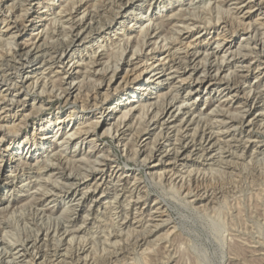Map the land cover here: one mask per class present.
<instances>
[{"label": "rangeland", "instance_id": "obj_1", "mask_svg": "<svg viewBox=\"0 0 264 264\" xmlns=\"http://www.w3.org/2000/svg\"><path fill=\"white\" fill-rule=\"evenodd\" d=\"M24 1L26 2V0H0V14H5L6 12L8 13L9 11L7 10H10L13 7V12L17 13L16 16L20 15L19 17H21L22 13H20V11L24 9V7L25 9L28 7V3H25ZM70 1L71 0H40L39 2L42 3L40 6L37 4L38 1L31 2L33 6H39H36L38 10H36L37 14L34 15L35 18L38 17L34 24L36 28H27L26 33L17 40L13 39L15 38L14 34L11 35L10 33L5 32V28L3 27L5 25H3L4 20L0 17V78H4L8 82L11 81L14 84L12 85V89L15 88L13 91L6 92V88L0 87V139L10 136V141L6 142V146L13 143V147L16 148L18 145V147H21V152L25 155V151H27L28 147L31 146L28 145L27 142H24L25 139H31L32 142L34 140L39 141L41 134H43V132H40V127L44 124L46 119H54L57 115L66 116L70 112L76 113L77 118L81 117L80 128L83 127L85 130H93L96 121L95 118L98 116L96 115L98 111H95L94 115L88 114L91 110L93 111L94 109H98L100 107L98 104L103 101H105L106 104H111L113 102V97L116 95L114 94L115 92H113L114 88L125 76V73L120 70L119 73L121 74L119 76L121 78L119 77L118 82L113 85L114 87H111V90L107 91L106 87L97 89L101 79L99 80V75L97 74V76H94L96 73L95 66L93 65L96 61L94 59L95 56H102V62L104 63L101 67H99L100 70L97 68L99 71H105V68L107 69L108 67L112 68L115 60L120 57V52L123 50L122 47H124V44L126 43L125 41L128 40V34L129 38H131L128 41L131 53L137 43L138 49H140L137 51L142 52L147 43L149 44L147 45L150 46L153 42L152 38L154 35L151 31L154 29L156 33L159 34V37H162L159 41L167 38L165 43L176 44L177 47L174 48L175 51L177 50L176 52L179 53L184 51V53H180V56H183V64L185 66L182 64L180 70L174 69L173 71L175 73L172 71L173 74L170 75V77L173 76L174 82H170L169 88L166 86L162 93H167L165 97L166 100H162V104L160 103V105H164L165 102L166 106L172 100L175 107H179L181 104L183 107H187H182L184 111H182V113L188 112L187 109H191L193 111H191L192 115L190 117L193 121L191 122V125L189 123L188 128L192 131L193 128L195 131L198 130L196 132L199 136H197L199 141L201 135L205 132L204 134L207 136L208 146L207 162L203 161L204 158L199 159L196 164L189 163L185 166L179 162L177 165L178 167H175L172 173L171 170H166V177H163L160 180L156 178L155 180L152 178V175L148 174L150 167L148 164L143 163V155H139L136 159L133 157L129 159L125 154H123L121 147L116 143L111 135H104L101 137V142L110 148L111 156L113 157L110 160L114 163L113 166L125 168L126 170L131 171V173L133 172V174H129L128 179L126 178V181L124 179V182L114 183V188L112 187L111 189L112 192L109 191V193H111L109 197H98L96 205H92L91 208L90 204L85 202L73 212L70 210L66 212V207H64L65 205L63 203L56 202L55 204H51L50 201L52 199H42L44 194H47L49 191H53L54 188L52 187L54 184L52 185V183L57 181L59 183H65V181L61 179V176H59L61 174H58L57 172V176L52 179V182H50L52 176H47L45 175L46 173H40L41 171L36 170L35 160L30 158L19 160L18 157H13L11 161L8 155L13 154L14 150L10 151L9 154L0 150V161L3 156L4 160L8 159L7 161L11 163L8 165L10 168H7L5 172L6 178L8 179L9 177V180L16 179L15 187L0 192V200L3 201V204L0 205V209L2 208L0 210V259L2 258L0 260V264H31L29 261L33 260L38 253L45 257L43 259L46 260L47 264H50L48 262L55 259V257L52 258V256L60 257L65 252L67 247L73 250L74 248L76 249L80 243L78 237L83 231L87 232L86 235H88V240H86L87 242L85 243H87L88 246V251L86 252L88 255L90 253V257L87 255L86 258H82L83 260L88 261L87 264H264V60L260 51L258 49L254 50L255 42H259V40L262 39L264 40V18H260V16L257 15L258 12L256 11V8H252L251 10L252 4H249L248 6V2H250V0H183V2L180 3L178 0H158V2H161L164 6L168 5L167 10H161L162 12L159 14L160 18H157V21L153 22L151 24L152 26H149L151 31L144 32L143 36H141L139 40L138 34L141 32V29H145V26L148 24L145 23L143 25L144 28H140V26L134 28L135 31L133 34L132 32L130 34L128 29L121 28L120 23L124 22V19L121 18V16L124 14H120L121 11L118 9L119 4L116 3V0H106V2L105 0H91L88 3V5L91 6L87 9L88 11L86 10L87 12L85 14L90 12V14L92 13L95 15L93 16L91 14L93 16L91 20L92 22L87 21L85 24L83 22L76 23L77 20L83 17V12L81 11L77 14L76 12L79 11V8L77 11L74 9L72 12L73 6L68 5ZM171 3L175 6V12L171 11ZM52 4L55 7H53ZM151 4H155L154 7L158 5L154 0H142V2L139 3L142 7L137 8L135 12H129V20L127 19L126 26H130L131 28L135 23L134 18L142 16L143 12H148L151 8ZM46 6H52L50 12H47V9L44 8ZM178 9L180 12H178ZM177 12L181 14H178ZM245 15H247V17L251 15L252 19L248 20ZM130 20L133 22L130 23ZM243 20H245V22H243ZM89 23H92V25L87 27V24ZM185 27L195 28L191 29V34L193 33V40L191 39L189 41L192 44H190V46L189 44H185L187 46H184L177 42L179 38L178 33ZM214 28H218V30L215 31ZM76 33L79 34L81 43H78L77 45L79 46L74 50H78V54L82 52L84 55H87V58L80 63L81 66L78 68V72L80 74H78L75 80V82H77V87L81 85L80 88L82 92H76L77 94L75 96L77 98L75 97V100L65 102V100L62 99L63 92H65L63 90H66L68 87L67 84L70 80H68L62 72L59 73L60 71L56 69L57 65L52 66V58L55 56L56 50L61 49V47L65 48L71 43L69 39L73 40ZM213 33L220 34V37L217 38L216 34ZM250 33L254 38V41L250 43L251 49L245 46V41ZM39 34L41 36V41L37 45H44L45 47L43 46L42 49L47 48L43 54H46L45 52H49L51 49V52L53 53H51V55L47 53L48 55H46V60L44 59V62L49 60L50 63L44 68L42 67L43 59H41L40 64H38V61L33 64H29L31 63L30 60L26 59L25 55L22 54L25 53L24 51L26 47L23 45L28 44L33 46L32 43L37 42L36 39ZM124 34L127 35L124 36ZM146 35H149L151 40L144 39L143 37ZM214 35V38H217V40L221 43L226 42L232 43L233 45H244L241 54L242 57L245 58L240 59L239 56H236V58H238L236 59V62L238 63H236L235 61H232L231 56H228V59L231 60H228L227 63L232 62V64L228 67L226 65H222V55H215L218 60L217 61L212 50L213 47L209 46V43H207V51L206 49L204 51V53H208V56L205 57L203 51L199 52L197 45L202 43L204 37L209 41L211 40L210 44H212L213 39L211 38ZM141 39L143 40L142 43H140V41H142ZM136 40L138 41L136 42ZM143 44L145 45L143 46ZM182 47L185 50H183ZM129 50L127 51L128 53ZM15 52L18 54L14 55ZM197 52L199 53L197 54ZM192 54H195L194 59ZM207 57L210 58L207 59ZM242 61L243 64L239 63ZM196 62H199L200 64L198 63L197 65ZM215 62L217 64H215ZM207 63L208 65H205ZM214 64L216 67L222 66L221 72L225 71L222 73V76H224V74L226 76L227 74L232 73L231 78L229 77V81L228 79L226 81L229 82L230 89L232 87L233 90H237V93H232V95L236 94V99L233 100L234 102L230 100L232 97L230 94H227L222 98L224 94L220 96L219 93H214L211 97L206 95L202 98L205 94L204 89L200 91L202 95L200 92L199 94H196L189 89L185 90V87H187L186 84L191 82V79L185 82L186 84L181 83L182 80H186L191 76L190 74L185 75V70L182 72V68L186 69L188 65H192L191 67L198 66V68H201L199 70L206 69L205 72H207L208 78L211 71H213V74L216 73V67L213 66ZM210 65H212V69ZM250 65L252 67H250ZM242 66L244 67L243 69L240 68ZM23 68H27L28 72L32 71V81L27 83L23 82V77L21 75ZM247 68L250 69V71ZM244 71L246 73H244ZM250 72L255 74L252 75ZM131 74L134 73L129 71L130 77L129 75L128 77L130 81L133 80V78H136L134 77L136 74ZM237 74L239 75L238 77H236ZM244 74L248 76H245ZM198 75L194 76L193 74V78H203L204 74L199 73ZM128 77L126 76V78ZM180 78H182L181 81ZM37 80L40 86L39 88L34 89L35 82ZM224 87H227V85L220 88L223 89ZM42 89H44V94L39 96V92L42 91ZM18 90H22L24 94L25 92L29 93L27 98L30 106L27 111L29 118L24 125L21 124V127L19 126L18 129H20V131L16 133L17 135H13L12 127H15L18 123L14 124L11 120L8 121V119L15 116L17 113L18 115H22L23 111L21 106L19 107L16 102H12L15 101L14 97ZM168 91L171 92L169 93ZM54 94L56 96L57 94L61 95L62 97H56ZM123 95L121 94L117 100L120 101L124 99ZM96 96L98 98L97 104L94 100V97ZM173 97L174 99H172ZM34 98H36L39 102L37 101L34 103ZM19 100H23V98ZM249 100L254 101L256 108V110L252 111L253 115L249 119H252L250 122L251 124L248 123L249 120H246L247 116H245L246 111L251 108L249 107ZM230 101L232 103H230ZM183 103H185V105ZM32 104H34V108H40V106L44 104L45 107L41 106L43 107L42 110H44H41V112H38L37 110L34 111L31 108L33 106ZM160 105L157 106L158 109L155 106L154 109L150 110L147 115V119L144 118L140 122L138 121L140 117L139 114L141 112L137 110V108H134L133 113L131 114L132 116L130 115L127 120L129 126L134 128L137 123H142L146 120V122L144 121V124H141L142 126L138 127L140 128L139 130L142 131L141 133H144L143 139L147 140L146 143L149 144L148 148L150 150L154 149V141H156V137L159 135V130L153 131L148 135L145 133L147 128L146 123L150 122L149 118H151L152 115L154 116L155 111L159 110V113L163 109L164 106L161 108ZM4 108L6 110H4L5 112L1 110ZM151 111L153 114H151ZM31 112L34 113L32 114ZM182 113L180 114V117L177 118L180 120L175 121V125H171V128L174 127L176 130L179 128L177 131H174L173 129L174 133L171 134V139H173V136L176 139V136L181 134L180 130L184 127V122H182ZM200 113L203 115L200 116ZM193 115L195 119L192 117ZM200 118L202 119L200 120ZM115 120L117 121L118 119L116 118ZM114 121L111 123L114 124ZM132 123L133 125H130ZM86 125H88V127ZM138 127L136 126V128ZM9 129L11 130V134L9 133ZM34 131H36L35 139L33 137ZM100 131L101 129H98L99 134H102L103 130L101 132ZM192 131H190V134ZM5 133H7V136ZM136 134L134 135L135 137ZM161 137L162 136H158L157 139L163 142L164 136L162 138ZM84 138H82L81 142ZM74 139L79 140V137ZM134 141L135 139L131 141L132 144L135 143ZM13 147L11 146L10 150L13 149ZM149 155L150 154H147L146 156L149 157ZM39 158L41 159V157ZM80 158L81 156L76 158V164H73L74 161H70V166L68 165L67 167L68 169L64 167L67 170L65 172L66 174H69L71 169L75 174L84 173L88 164L82 162ZM126 165H128V167H126ZM80 170H82V172H80ZM61 173L63 174L64 172ZM154 173L155 172H151L153 175ZM155 174L158 176V172ZM190 179H192L193 182L188 185ZM3 180L4 177H0L1 185L4 184ZM139 180L140 182H138ZM169 180L171 182L173 181V183ZM175 181L176 183L174 184ZM132 184L136 188L133 187ZM136 193H138L140 197H138L139 195ZM27 194L28 196L37 194L38 197L36 196L33 199H28ZM136 196L139 199L141 198V202L139 199L136 200ZM10 199L11 204L8 205L7 201H10ZM114 200L117 201V203ZM133 200L134 202H132ZM107 202L109 204H107ZM121 202L123 203L121 204ZM125 202L127 204L131 202L127 205L128 208H126L127 206H125ZM106 204L110 206H107ZM49 207H51V209L54 207L55 209L51 210ZM57 226L58 229H56ZM66 229L67 232H72L77 236H73L74 239L71 245L67 244V239L65 241L63 240V234L65 233H63V231H66ZM49 230L51 233L53 230L59 231L56 233L57 235L53 233L56 235L55 238H53L54 235L51 234L46 239L43 238V241L40 242L37 237L42 239L43 234L50 233L48 232ZM102 231L108 233L105 234L107 237L102 234ZM92 234L96 236L94 237ZM97 235L99 236V239ZM101 235L103 236V240L107 239L106 241L108 242H104ZM109 235L111 237H109ZM96 239L99 240V243ZM92 240L95 245L99 244L98 247H95ZM115 240L116 242H114ZM88 241L89 244L92 242L91 245L88 244ZM102 242L104 244L101 245ZM82 243L83 240H81L80 245ZM29 244L32 248H28L30 246ZM33 245H35V248ZM73 250H71V253L74 252ZM94 251L96 252L97 258H94V255H92L94 254ZM102 251H104V255L100 254ZM17 253H19V255L26 253V261L24 260L23 263L21 262V259H18L20 261L17 259L14 261L13 255ZM72 255L73 253L70 257H68V259L64 260L66 264H72L74 262ZM66 260L69 263H67Z\"/></svg>", "mask_w": 264, "mask_h": 264}, {"label": "bare ground", "instance_id": "obj_2", "mask_svg": "<svg viewBox=\"0 0 264 264\" xmlns=\"http://www.w3.org/2000/svg\"><path fill=\"white\" fill-rule=\"evenodd\" d=\"M35 1H38V5L40 6L42 3H40L39 1L40 0H26V2L28 3V7H26L27 9H22L20 11V13H22L21 17L19 16H16L17 13H14L13 12V7L10 9V10H7L9 11L8 13L6 12L5 14H0L2 20L3 21V27L5 28V32L6 33H10L11 35H15L13 39H18L20 38L23 34L26 33V30L27 28H36V26L34 25L35 24V21L37 20V18L34 17L36 13V10H38L36 8L39 7L38 5L36 6H33V4H31V2H35ZM52 1H55V0H52ZM61 1V0H59ZM91 0H71L68 5H72L73 8H72V12L74 9H77L79 8V11H77L76 13L78 14L79 12H83L82 14V18L77 20L76 23H81L83 22L84 24L87 22V21H90L92 22V18L95 14H90V12L88 14H85L89 9V6L88 3L90 2ZM98 1V0H96ZM100 1V0H99ZM156 1V5L154 7L155 4H151V8L148 12H143L142 16L140 17H137V18H134V24L133 26L130 28L127 27L126 23H127V19H128V14L130 11H136L137 8H140L142 7V5H139L140 2H142V0H116V3L119 4V11L120 14L122 13L123 16H121V18L124 19V22L120 23V27L123 28V29H128V31L133 32L135 31L134 28L140 26V28H144L143 25L145 23H147L148 25L145 26V29H141V32L138 34L139 35V40H140V37L143 36V33L144 32H149L151 31L150 27L149 26H152L151 24L153 22H156L157 18H160L159 14L162 12L161 10L162 9H166L167 10V6H164L161 2H158V0H154ZM186 1V0H185ZM188 1V0H187ZM264 0H250V2H248V6L249 4H252L251 6V10L252 8H256V11L258 12V16L263 17L264 18ZM25 2V1H24ZM23 2V3H24ZM25 2V3H26ZM104 2V1H103ZM106 2V0H105ZM138 5H137V3ZM174 2V1H173ZM178 2H183V0H178ZM18 3V2H17ZM147 3V2H146ZM154 3V2H153ZM164 3V1H163ZM166 3V2H165ZM177 3V2H176ZM244 3V2H243ZM105 4V3H104ZM103 4V5H104ZM107 4V3H106ZM168 4V2H167ZM245 4V3H244ZM53 5V4H52ZM110 5V4H109ZM171 6V11L175 12V6L173 3L170 4ZM246 5V4H245ZM25 6V5H23ZM22 6V7H23ZM147 6V5H146ZM247 6V7H248ZM16 7V6H15ZM51 7L52 6H46L44 8L47 9V12H50L51 10ZM53 7H55L53 5ZM77 7V8H76ZM101 7V6H100ZM154 7V8H153ZM183 7V6H182ZM93 9V8H92ZM100 9V8H99ZM104 9V8H103ZM106 9V7H105ZM109 9V8H108ZM180 9V8H179ZM178 9V12H180ZM182 9V8H181ZM16 10V9H15ZM68 10V9H67ZM71 10V9H70ZM87 10V11H86ZM96 10V9H95ZM112 10V9H111ZM169 10V8H168ZM191 10V9H190ZM146 11V10H145ZM156 11V13H155ZM188 11V10H187ZM46 12V13H47ZM71 12V13H72ZM75 12V11H74ZM177 12V13H178ZM251 12V11H250ZM70 13V14H71ZM141 13V12H140ZM218 13V12H216ZM116 14V13H115ZM118 14V13H117ZM132 14V12H131ZM172 14V13H171ZM170 14V15H171ZM174 14V13H173ZM178 14H181V13H178ZM193 14V13H192ZM250 14V13H249ZM256 14V13H255ZM46 15V14H44ZM148 15V16H147ZM176 15V14H174ZM189 15V14H188ZM248 15V14H247ZM247 15H245L247 17ZM120 16V15H119ZM118 16V17H119ZM139 16V15H138ZM173 16V15H172ZM171 16V17H172ZM177 16V15H176ZM179 16V15H178ZM181 16V15H180ZM244 16V17H245ZM72 17V16H71ZM114 17V16H113ZM175 17V16H174ZM205 17V16H204ZM235 17V16H234ZM42 18V17H40ZM221 18V17H220ZM114 19V18H113ZM112 19V20H113ZM147 19V20H146ZM244 19V18H243ZM247 19H252V16H248ZM69 20V19H68ZM71 20V19H70ZM129 20V19H128ZM182 20V19H181ZM261 20V19H260ZM85 21V22H84ZM115 21V20H114ZM163 21V20H162ZM177 21H178V18H177ZM176 21V22H177ZM207 21V20H206ZM133 22L130 20V23ZM193 22V21H192ZM243 22H245V20H243ZM2 23V22H1ZM70 23V22H69ZM75 23V22H74ZM214 23V22H213ZM219 23V22H217ZM185 24V23H184ZM79 25V24H78ZM89 27L90 25H92V23H89L87 24ZM111 25V24H110ZM157 25V24H156ZM161 25V24H160ZM241 25V24H240ZM74 26V25H73ZM72 26V28H73ZM175 26V25H173ZM172 26V27H173ZM226 26V25H225ZM77 27V26H76ZM147 27V28H146ZM157 27V26H156ZM181 27V26H180ZM195 27V26H194ZM193 27V28H194ZM217 27V26H216ZM63 28V27H62ZM71 28V29H72ZM155 28V26H154ZM158 28V27H157ZM192 27L189 28V27H185L184 29H181L180 32L178 33L179 34V38H178V43L181 44V45H184V46H187L185 44H189L190 46V40L192 39V34H191V29H193ZM213 28V27H212ZM1 29V28H0ZM70 29V30H71ZM74 29V28H73ZM108 29V28H107ZM195 29V28H194ZM201 29V28H200ZM215 31L218 30V28H214ZM251 29V28H250ZM69 30V31H70ZM80 30V29H79ZM92 30V29H91ZM101 30V29H100ZM111 30V29H110ZM113 30V29H112ZM138 30V29H137ZM146 30V31H145ZM67 31V30H66ZM73 31V30H72ZM81 31V30H80ZM159 31V30H158ZM157 31V32H158ZM203 31V30H202ZM237 31V30H236ZM253 31V30H252ZM3 32V31H2ZM112 32V31H111ZM127 32V31H126ZM151 32H153L152 34L154 35V37L152 38L153 39V42L151 43L150 46H148L146 44V46L144 47V49L142 50V52L140 51H137V50H140L138 49V43L135 45L136 47L132 50V53H131V48L129 50V34H128V37L127 39L128 40H124L126 43L124 44V47H122L123 50H121V54H120V57L115 60V63L114 65H112L113 67L112 68H105V71H99V67H101L104 63L102 62V56H95V64L93 63V65L95 66V74L94 76H97L99 75V80L101 79L100 81V84L98 82V88L97 89H100L102 87H106V90L109 91L111 90V87H114L113 85L116 84L119 80V75L121 72H124L125 73V76L124 78L121 80V82H119L116 87L114 88V91L115 92L114 94V97H113V102L111 104H106L105 101L101 102L100 104V107L98 109H94L93 111L91 110V112L88 114V115H91L93 114L94 115V112L98 111V113L96 115V121H95V124H94V127H93V130H85L81 127V123H80V120H81V117L80 118H77V114L76 113H73V112H70L68 113L66 116H62V115H55L56 117L54 119L52 118H49V119H46V121H44V124H42V126L40 127V132H43V134H41V138L39 139V141H33L30 139H25L24 142H27L28 145H31L30 147H28V150L25 151L26 154L24 155L22 152H21V147H18V145L15 147H13V143L10 144L9 146H6V142H9L10 141V134H11V130L9 129V137H4L3 139H0V150H3L4 152L8 153L10 151H13L14 150V153L13 154H10L8 155V157H10V160L14 157V158H19V160H23V159H33L35 160L36 162V170L38 171H41L40 173H46L45 175H49L50 177L52 176L51 178V181L52 182V179L55 178L57 176V172L58 174H61L59 176H61V179L63 181H65V183H59L57 180V182H54L52 183L53 187V191H49L47 192V194H44L43 192V198L42 199H52L50 201L51 204H55L56 202H61L63 203L66 207V212H68L69 210L70 211H74L75 209H78L82 203H85V202H88L90 204V208L92 205H96V202L98 201V197H109V195L111 193H109V191H111L112 187H113V184L114 183H121V182H124V179L125 181L128 179V176L129 174H133V172L131 173V171H128L126 170L125 168H119V167H115L113 166L114 163H112V160H110L111 158H113L111 156V150L110 148H108L103 142H101V137H103L104 135H111L114 140L116 141V143L121 147L122 149V152L123 154H125L129 159L130 158H134L136 159V157H139V155H143L144 158H143V163L144 164H148L150 169L148 171V174L152 175V178H154L156 180L157 179H161L163 177H166L165 176V173H166V170H171V173L173 172V169H175V167H178V163L181 162L180 164H184L187 165V164H196V162L201 159V158H204V162H207V136L206 134H202L201 137H200V141L198 140L197 136V132L198 130H194L193 128V131L190 130L188 127H189V123L191 125V122L193 121V119H190L191 117V113L193 112L191 109L187 111L188 112H185V113H182L183 111V108L186 107V106H182V104L179 106V107H175L173 104L174 102L171 100V102L165 106V102H164V106L163 109L158 113L159 110L155 111V114L154 116L152 115L151 118H149L148 120L150 122L146 123L147 124V128L145 130V133H147L148 135L150 133H152L153 131H158L159 130V135H157L156 137V141H154V149H151L150 150L148 148L149 144L146 143L147 140H144L143 139V134L141 133L142 131H140L139 127L138 126H142L141 124H144V121L146 122V120H144L142 123H137L135 125V128L132 127V126H129L128 124V118L129 116L133 113V110L134 108H137V110H139L141 113L139 114V121L140 122L141 120H143L144 118L147 119V115L149 113L150 110L154 109V107L160 105V103L162 102V100H166V94H162L163 91L165 90L166 86H168V88L170 87V82H174V78L173 76L170 77V75H172V71L174 69H178L180 70V68L182 67V64H183V56L181 57L180 56V53H184L183 52H176L174 50L176 46V44H171L169 42V44L165 43L166 42V39L162 40V41H159V39H161L159 37V34L156 33V31L153 29ZM1 33V32H0ZM80 33V32H79ZM99 33V32H98ZM115 33V32H114ZM201 33V32H199ZM223 33V32H222ZM252 33V32H251ZM250 33L249 36H247V39L245 41V46L250 48L251 44L253 41H254V38L253 36H251L252 34ZM137 34V33H136ZM213 34H216L217 38L220 37V34H217V33H213ZM1 35V34H0ZM3 35V33H2ZM83 35V34H82ZM127 34H124V36H126ZM210 35V34H209ZM152 36V35H150ZM199 36V35H198ZM208 36V35H207ZM224 36V35H223ZM40 34L38 35L37 39H36V43H32V45H26L24 44L23 46H26L25 47V53H22L25 55L26 59H29L31 63L29 64H33L35 62L38 61V64H40L41 62V59H43V63H42V67L44 68L45 66H48L50 61L47 60V62H44L46 60V55H48L47 53H49L51 55V50H49V52H45L46 54H43L44 51H46L45 49L47 48H43L42 46H38L37 44L41 41V38H40ZM82 37V36H81ZM131 37V36H130ZM164 37V36H163ZM215 35L211 38L213 39L212 41V44H210L211 40L209 41L207 38L204 37L202 43H199L198 46V49H199V52L200 51H207V43H209L208 45L209 46H212V50H213V53H214V56L215 55H222L221 56V59L223 60L221 62L222 65H226L227 67L230 66L232 64V62H229L227 63L228 60H231V59H228V56H231L232 58V61H235L236 62V56H239L240 59H243L245 57H242V54H241V51L244 47V45H241V44H235L233 45L232 43H226V42H220L217 40V38L215 39L214 38ZM246 37V36H245ZM61 38V37H60ZM144 39H147L149 40L150 37L149 35H146L143 37ZM142 38V39H143ZM165 38V37H164ZM65 39V38H64ZM67 39V38H66ZM80 37H79V34L76 33L75 36L73 37V40L69 39V41H71V43L69 45H67L65 48H62L61 49H58L55 51V56L52 58L53 60V65H57L56 69H58L60 72L59 73H63V75L68 79L70 80L67 84V88L66 90H63L65 92H63V95H62V92H61V95H58L59 98L60 96L62 97V99L65 100V102H69L71 100H75L77 97L75 96L78 92L80 93L81 91V88L80 86L77 87L75 80H76V77L78 76V74H80L78 72V68L81 66V62L87 58V55H84L82 52H80L78 54V50H74L75 48H77L79 45H77L78 43H81L80 42ZM141 39V40H142ZM177 39V38H176ZM175 39V40H176ZM83 40V39H82ZM151 40V39H150ZM172 40V39H171ZM193 40V39H192ZM199 40V39H198ZM202 40V39H201ZM200 40V41H201ZM68 41V42H69ZM138 40H136L137 42ZM208 41V42H207ZM67 42V43H68ZM142 41H140V43H142ZM149 42V41H147ZM176 42V41H175ZM189 42V43H188ZM16 43V42H15ZM134 44V43H133ZM93 45V44H92ZM142 45V44H141ZM145 44H143L144 46ZM192 45V44H191ZM194 45V44H193ZM54 46V45H53ZM61 46V45H60ZM102 46V45H101ZM132 46V45H131ZM196 46V44H195ZM254 46V45H253ZM17 47V46H16ZM19 47V45H18ZM45 47V46H44ZM59 47V46H58ZM245 47V48H246ZM183 49V47H182ZM188 49V47H187ZM251 49V48H250ZM259 50L260 51V54L263 55V60H264V40H259V42H255V48L254 50ZM129 50V53L127 52ZM185 50V49H183ZM180 51V50H179ZM189 51V50H188ZM197 52V54L199 53ZM97 53V52H96ZM118 53V52H117ZM143 53V54H142ZM187 53V52H185ZM206 53V52H205ZM204 53V56H208V53L205 54ZM14 54V53H13ZM18 53L15 52L14 55H17ZM41 54V55H40ZM53 54V53H52ZM188 54V53H187ZM212 54V53H211ZM241 54V55H240ZM10 55V54H9ZM90 55V54H89ZM190 55V54H189ZM188 55V56H189ZM195 55V54H194ZM192 54V57L194 59V56ZM200 55V54H199ZM210 55V54H209ZM92 56V55H90ZM198 56V55H197ZM213 56V55H212ZM241 56V57H240ZM187 57V55H186ZM1 58V57H0ZM40 58V60H39ZM204 58V57H203ZM210 57H207V59H209ZM216 58V56H215ZM45 59V60H44ZM191 59V58H189ZM202 59V58H201ZM206 59V60H207ZM90 60V59H89ZM111 60V59H110ZM205 60V59H204ZM217 60V58H216ZM187 61V60H186ZM193 61V60H192ZM208 61V60H207ZM212 61V60H211ZM218 61V60H217ZM109 62V61H108ZM107 62V63H108ZM255 62V61H254ZM264 62V61H263ZM9 63V62H8ZM88 63V62H87ZM143 63V64H142ZM197 63V62H196ZM199 63V62H198ZM197 63V65H198ZM201 63V61H200ZM199 63V64H200ZM205 63V62H204ZM203 63V64H204ZM211 63V62H210ZM214 63V62H213ZM238 63V62H236ZM239 63H242L243 64V61L242 62H239ZM245 63V62H244ZM80 64V65H79ZM109 64V63H108ZM191 64V63H190ZM215 64H217L215 62ZM215 64L213 66H215ZM110 65V64H109ZM141 65V66H140ZM184 65V64H183ZM196 65V64H195ZM205 65H208L205 64ZM235 65V64H234ZM140 66V67H139ZM185 66V65H184ZM187 66V65H186ZM192 66V65H191ZM191 66H187L186 69L185 68H182V72L183 70L184 71V74L187 75V74H190L191 76L190 77H186L187 79L186 80H182V84H186L185 82H187L189 79H191V82H188L186 85L187 87H185V90L186 89H189L190 91L196 93V94H199L200 91H202L204 89L205 91V94L202 96V98H204L206 95L211 97L212 94L214 93H219V95H223L222 98L227 95V94H230L232 97H231V101H233L234 99H236L235 95H232L233 92L237 93V90H233V88L231 87L230 89V86H229V77L231 78V74H227L225 76H222V73L225 72H221L222 71V66H215L216 67V73L213 74L211 71V73L209 74L208 78H207V72H205V70H199L201 68H198V66H195V67H191ZM211 66V69H212V65ZM191 67V68H189ZM200 67V66H199ZM206 67V66H205ZM250 67H252L250 65ZM248 67V68H250ZM99 70H98V69ZM207 68V67H206ZM210 68V67H209ZM240 68H244L243 66L240 67ZM247 68V69H248ZM4 69V68H3ZM21 69V68H20ZM55 69V68H54ZM131 69V70H129ZM208 69V68H207ZM214 69V68H213ZM251 69V68H250ZM250 69H248L250 71ZM177 70V71H178ZM224 70V69H223ZM227 70V69H226ZM252 70V69H251ZM129 71H131L132 73L136 74V78H133V80H129ZM169 71V73H168ZM176 71V70H175ZM249 71H248V74H249ZM257 71V70H256ZM259 71V70H258ZM32 71L28 72L27 71V68L22 70V77H23V82L27 83L29 81H32ZM174 72V71H173ZM232 72V71H231ZM1 73V72H0ZM168 73V74H166ZM171 73V74H170ZM175 73V72H174ZM180 73V71H179ZM204 74L206 76L203 75V78L201 77H198V78H193L195 75H198V74ZM244 73H246L244 71ZM252 75L253 72H250ZM97 74V75H96ZM134 74H131V75H134ZM194 74V76H193ZM250 74V75H251ZM129 75V77H128ZM245 75V74H244ZM126 76L128 78H126ZM178 76V75H177ZM199 76V75H198ZM239 75L237 74L236 77H238ZM241 76V75H240ZM243 76V75H242ZM245 76H248V75H245ZM17 77V76H16ZM64 77V78H65ZM175 77V75H174ZM180 77V76H179ZM256 77V76H255ZM18 78V77H17ZM16 78V79H17ZM36 78V77H35ZM121 78V77H120ZM127 79V80H126ZM182 78H180V81H181ZM228 79V81H226ZM245 79V78H244ZM7 80H5L4 78L1 79L0 78V87H4L6 88V92L7 91H13V88L12 89V85H14L11 81L10 82H6ZM13 81V80H12ZM65 81V80H64ZM126 81V82H125ZM179 81V79H178ZM177 81V82H178ZM35 82V81H34ZM33 82V83H34ZM125 82V83H124ZM41 83V82H40ZM217 83V84H216ZM82 84V83H81ZM178 84V83H176ZM34 85V84H32ZM227 85V87H224L223 89H221L220 87L222 86H225ZM39 83H38V80L35 82V86H34V89L35 88H39ZM29 87V86H28ZM45 87V86H43ZM179 87V86H178ZM184 87V86H183ZM47 88V87H46ZM83 88V87H82ZM180 88V87H179ZM219 88V89H218ZM177 89V88H176ZM181 89V88H180ZM236 89V88H234ZM183 90V89H182ZM188 90V91H189ZM219 90V91H218ZM20 91V92H19ZM99 91V90H97ZM203 91V92H204ZM82 92V91H81ZM169 93L171 91H168ZM251 92V91H250ZM16 93V92H15ZM39 96H41L42 94H44V89H42V91L39 92ZM98 93V92H97ZM119 93V94H117ZM178 93V92H177ZM193 93V94H194ZM108 94V93H107ZM106 94V95H107ZM123 95L124 96V99L122 100H117V98L120 96V95ZM188 94V93H187ZM201 94V92H200ZM55 95V94H54ZM95 95V94H94ZM192 95V93H191ZM202 95V94H201ZM251 95V94H250ZM249 95V96H250ZM29 96V93L25 92V94L22 92V90H18L14 99L15 101H12V102H16L17 103V106L19 105V107L21 106L23 108V111H22V115H18V113L9 118V120H11L14 124L15 123H18L17 125H15V127H12L13 130H12V133L13 135H15L18 131H20L19 126L21 127V124L24 125V123L27 121V119L29 118V116L27 115V111L29 110V102L27 101V98ZM56 96V95H55ZM56 96V97H57ZM78 96V95H77ZM98 96V94H97ZM94 97V100H95V103L97 104L98 102V98ZM172 96H173V93H172ZM171 96V97H172ZM76 97V98H75ZM110 97V96H109ZM186 97V96H185ZM6 98V97H5ZM23 98V100H19ZM52 98V97H51ZM55 98V97H54ZM175 98H176V95H175ZM208 98V97H207ZM18 99V100H17ZM102 99V98H101ZM121 99V98H120ZM174 99V97L172 98ZM183 99V98H182ZM199 99V98H198ZM196 99V100H198ZM249 99V98H248ZM89 100V99H88ZM93 100V99H92ZM105 100V99H104ZM190 100V99H189ZM38 100L36 98H34V103H36ZM101 101V100H100ZM177 101V100H176ZM199 101V100H198ZM197 101V102H198ZM230 101V103H232ZM39 102V101H38ZM80 102V101H79ZM94 102V101H93ZM178 102V101H177ZM176 102V103H177ZM207 102V101H206ZM234 102V101H233ZM249 107H251L248 111H246V120H249L251 117H252V111L256 110L255 108V103L253 100H249ZM87 103V102H86ZM175 103V104H176ZM181 103V102H180ZM162 104V103H161ZM185 105V103H183ZM194 104V103H193ZM196 104V102H195ZM205 104V103H204ZM207 104V103H206ZM14 105V104H13ZM33 106L31 107L32 110H37L38 112H41L42 108L41 106H44L41 105L40 108H34V104H32ZM84 105V104H83ZM89 105V104H87ZM137 105V106H136ZM188 105V104H186ZM198 105V104H197ZM8 106H11V105H8ZM36 106V105H35ZM161 106V105H160ZM161 106V108H162ZM45 107V106H44ZM92 107V106H91ZM98 107V106H97ZM183 107V108H182ZM14 108V107H13ZM18 108V107H17ZM82 108V107H81ZM84 108V106H83ZM90 108V107H88ZM187 108V107H186ZM16 109V108H15ZM101 109V110H100ZM158 109V107H157ZM2 111L5 110L4 109H1ZM31 110V111H32ZM44 110V109H43ZM42 110V111H43ZM136 110V111H137ZM6 111V110H5ZM4 111V112H5ZM90 111V110H89ZM192 111V112H191ZM2 112V113H4ZM184 112V111H183ZM217 112V111H216ZM32 113V112H31ZM34 113V112H33ZM32 113V114H33ZM182 113V117H183V121L184 122V127L182 128V130H180L181 134H178V136H176L177 138L175 139L174 136L172 137L173 139L170 138L171 134L174 133V131L176 130V128L174 129V127L171 128V125L174 124L175 121H178L180 119H177L180 117V114ZM199 113V112H198ZM151 114H153V112L151 111ZM262 114V113H261ZM31 115V114H30ZM118 115V116H117ZM203 114L200 113V116H202ZM220 115V114H219ZM132 116V115H131ZM134 116L136 117V115L134 114ZM151 116V115H150ZM149 116V117H150ZM85 117V116H84ZM83 117V118H84ZM138 117V115H137ZM194 118V115L192 116ZM196 117V116H195ZM244 117V116H243ZM118 119L117 121L115 119ZM197 118V117H196ZM5 119V118H4ZM195 119V118H194ZM202 118H200L201 120ZM243 119V118H242ZM115 120V121H114ZM233 120V119H232ZM254 120V119H253ZM114 121L115 123L112 124L111 122ZM134 121V120H133ZM252 121L249 120L248 123L251 124L250 122ZM93 123V122H92ZM222 123V122H221ZM225 123V122H224ZM183 124V123H182ZM85 125V124H84ZM130 125H133L130 124ZM175 125V124H174ZM194 125V124H193ZM83 126V125H82ZM88 127V125H86ZM136 126L138 128H136ZM178 126V125H177ZM180 126V125H179ZM176 127V126H175ZM192 127V126H191ZM1 128V127H0ZM11 128V129H12ZM178 128V127H177ZM18 129V130H17ZM98 129H101L102 131V134H99L98 132ZM174 129V131H173ZM179 129V128H178ZM177 129V130H178ZM36 130V128H35ZM143 130V129H141ZM176 130V131H177ZM100 131V132H101ZM173 131V132H172ZM190 131H192V133L190 134ZM15 132V133H14ZM36 131H34L33 133V137L35 139V133ZM172 132V133H170ZM225 132V131H224ZM137 133V134H136ZM216 133V132H215ZM219 133V132H217ZM7 133H5L6 135ZM136 134V137L134 136ZM161 134V135H160ZM213 134V133H212ZM11 135V136H13ZM17 135V134H16ZM39 135V134H38ZM138 135V136H137ZM7 136V135H6ZM83 136V137H81ZM158 136H164V141L162 142L161 140H158ZM217 136V135H216ZM14 137V136H13ZM76 137H79V140L78 139H74ZM85 137V138H84ZM161 137V138H162ZM199 137V136H198ZM83 139V141L81 142V140ZM7 139V141H6ZM135 139V143L132 144V140ZM160 139V138H159ZM210 139V138H209ZM208 139V141H209ZM212 139V138H211ZM38 140V139H37ZM78 140V141H77ZM154 140V139H153ZM174 141V142H173ZM199 141V142H198ZM217 141V140H216ZM198 142V143H197ZM251 143V142H250ZM13 147V149L10 150V147ZM199 147V148H198ZM210 149V148H209ZM16 151V152H15ZM147 154H150L149 157H147L146 155ZM2 155V154H1ZM7 156V155H6ZM80 160L82 162H85L86 164H88V167L86 170H84V173H79V174H75L73 173L72 169H71V172L69 174H66L65 172L67 171L64 167H68V165L70 164L69 162L70 161H74L73 164L77 161H76V158L77 157H80ZM41 157V159L39 158ZM1 158V157H0ZM194 158V159H193ZM115 159V158H114ZM8 160V159H7ZM7 160H4L3 159V156H2V159H1V163H0V177H4V184H0V192H3L4 190H9L10 188L12 187H15V181L16 179L14 180H9V177L8 179L6 178V170L7 168H10L8 167V165H10L11 163L8 162ZM12 161V160H11ZM200 162V161H199ZM75 163V164H76ZM19 165H20V162H19ZM233 165V164H232ZM70 166V165H69ZM126 167H128V165H126ZM189 167V166H187ZM245 167V166H244ZM81 168V167H79ZM12 169V168H11ZM68 169V168H67ZM78 169V168H77ZM194 169V168H193ZM75 170V169H74ZM187 170V169H186ZM214 170V169H213ZM31 171V170H30ZM79 171V169H78ZM198 171V170H197ZM33 172V171H32ZM61 172H64L63 174ZM75 172V171H74ZM80 172H82V170H80ZM151 172H158V176H156V174L154 173L151 174ZM189 172V171H188ZM199 172V171H198ZM12 173V172H11ZM168 173V172H167ZM206 173V172H205ZM8 174V173H7ZM170 174V173H169ZM191 174V173H190ZM11 175V174H10ZM172 175V174H171ZM178 175V174H177ZM189 175V173H188ZM187 175V176H188ZM170 176V175H169ZM191 176V175H190ZM206 176V175H205ZM13 177V176H12ZM11 177V178H12ZM172 177V176H171ZM170 177V178H171ZM198 177V175H197ZM213 177V176H212ZM14 178V177H13ZM58 178V177H57ZM127 178V179H126ZM186 178V177H185ZM194 178V177H193ZM206 178V177H205ZM168 179V178H167ZM173 179V178H172ZM183 179V178H182ZM44 180V179H43ZM134 181V180H133ZM170 181V180H169ZM184 181V180H183ZM182 181V182H183ZM135 182V181H134ZM140 182V180L138 181ZM171 182V181H170ZM193 181L192 179L189 180V184H191ZM131 183V182H130ZM136 183V182H135ZM173 183V181L171 182ZM176 183V181L174 182V184ZM139 184V183H138ZM122 185V184H121ZM131 185V184H130ZM133 185V184H132ZM140 185V184H139ZM119 186V185H118ZM117 186V187H118ZM128 186V185H127ZM175 186V185H174ZM183 186V185H182ZM25 187V186H24ZM23 187V188H24ZM125 187V186H124ZM123 187V189H124ZM133 187H135L133 185ZM138 187V186H137ZM37 188V187H36ZM114 188V187H113ZM136 188V187H135ZM134 188V189H135ZM140 188V187H139ZM184 188V187H183ZM198 188V187H197ZM44 189V188H43ZM118 191V190H117ZM136 191V190H135ZM140 191V190H139ZM58 192V193H57ZM112 192V191H111ZM190 192V191H189ZM207 192V191H206ZM21 193V192H20ZM46 193V192H45ZM139 193V192H138ZM136 193V194H138ZM6 194V193H5ZM122 194V193H121ZM39 195V194H38ZM139 195V194H138ZM36 195H29L27 194V198L28 199H33L34 197H36ZM132 196V195H131ZM7 197V196H6ZM38 197V196H37ZM124 197V196H123ZM133 197V196H132ZM137 197V196H136ZM140 197V195L138 196ZM137 197L136 200H138L139 198ZM22 198V197H21ZM117 198V197H116ZM126 198V197H125ZM129 198V197H128ZM6 199V198H5ZM9 199V198H8ZM115 199V198H114ZM133 199V198H132ZM141 199V198H140ZM139 199V201H140ZM144 199V198H143ZM101 201V200H100ZM115 201V200H114ZM15 202V201H14ZM32 202V201H31ZM30 202V203H31ZM42 202V201H41ZM48 202V201H47ZM117 203V201H115ZM124 202V201H123ZM121 202V204L123 203ZM127 202H128V199H127ZM134 202V200L132 201ZM141 202V201H140ZM104 203V202H103ZM126 203V202H125ZM124 203V204H125ZM131 203V202H129ZM128 203V204H129ZM137 203V201H136ZM3 204V201L0 200V205ZM7 204L10 205L11 204V199L10 201L8 200L7 201ZM50 204V205H51ZM107 204H109L107 202ZM106 204V205H107ZM112 204V202H111ZM120 204V205H121ZM127 203L125 204V206L128 205ZM7 205V206H8ZM48 205V204H47ZM113 205V204H112ZM131 205V204H130ZM58 206V205H57ZM107 206H110V205H107ZM122 207V206H121ZM4 208V207H3ZM45 208V207H44ZM111 208V207H109ZM128 208V206L126 207ZM136 208V207H135ZM2 209V208H1ZM0 209V210H1ZM49 209H51V207H49ZM55 208L53 207V209L51 210H54ZM20 210V209H19ZM107 210V209H106ZM43 212V211H42ZM76 212V211H75ZM14 213V212H13ZM62 213V212H61ZM19 214V213H18ZM15 215V214H14ZM87 215V214H86ZM111 215V214H110ZM10 216V215H9ZM15 217V216H14ZM125 217V216H124ZM149 218V217H148ZM40 219V218H39ZM15 220V219H14ZM60 221V220H59ZM127 221V220H125ZM57 223V221H56ZM86 224V223H84ZM123 224V222H122ZM46 225V223H45ZM60 226V225H59ZM142 226V225H141ZM137 227V226H136ZM36 228V227H35ZM52 228V227H51ZM67 228V227H66ZM76 228V227H75ZM56 229H58V226L56 227ZM81 229V228H80ZM35 231V230H34ZM59 230H53V232L51 233L50 230L48 232L50 233H46V234H43L42 235V239L40 237H37L38 240L41 242L43 241V238H47L49 237L51 234H56ZM91 231V230H90ZM105 231V230H103ZM102 231V234L104 236L107 237V235L105 234H108V233H105ZM109 231V230H108ZM118 231V230H117ZM126 231V230H125ZM65 232V233H64ZM97 232V231H96ZM111 232V231H110ZM113 232V231H112ZM147 232V231H146ZM62 233V232H61ZM64 233V234H63ZM63 240L65 241L67 239V244H70L73 242V236H76L74 235V233L72 232H67V229L66 231L64 230L63 231ZM81 233V231H80ZM87 232H82L81 235H79V241L81 243V240H83V245L79 243V246L74 250L73 249H70L69 247H67V249H65V252L60 256V257H57V256H52V258L55 257V259H52L50 262V264H64L65 263V259H68V257H70V255L73 253V257L72 259L74 260V264H87L88 261H85L83 260L82 258H86L87 257V252L88 251V246H87V242L86 240H88V235H86ZM92 233V231H91ZM114 233V232H113ZM135 233V232H134ZM149 233V232H148ZM8 234V233H7ZM53 234V235H54ZM77 234V233H75ZM5 235V234H4ZM57 235V234H56ZM53 238H55V236ZM61 235V234H60ZM78 235V234H77ZM90 235V234H89ZM94 235V234H92ZM100 235V233H99ZM96 235H94L95 237ZM98 236V235H97ZM102 236V235H101ZM128 236V235H127ZM145 236V235H144ZM77 237V236H76ZM90 237V236H89ZM92 237V236H91ZM105 237V239H106ZM109 237H111L109 235ZM115 237V236H114ZM141 237V236H140ZM87 238V239H85ZM102 240H103V236L101 237ZM92 239V238H91ZM90 239V240H91ZM98 239H99V236H98ZM110 239V238H108ZM140 239V238H139ZM107 240V239H106ZM106 240H103L104 242ZM120 240V239H119ZM96 241H98L99 243V240L96 239ZM34 242V241H33ZM61 242V241H60ZM93 242V240H92ZM89 244V241H88V244L91 245V243ZM101 242V240H100ZM108 242V241H106ZM116 242V240L114 241ZM36 243V242H35ZM65 243V242H64ZM94 243V242H93ZM119 243V242H118ZM28 244V243H27ZM34 244V243H33ZM66 244V243H65ZM104 244L103 242L101 243V245ZM110 244H111V241H110ZM109 244V245H110ZM113 244V243H112ZM30 245V244H29ZM36 245V244H35ZM35 245L34 248H35ZM95 245V243H94ZM99 245V244H98ZM98 245H95V247ZM107 245V244H105ZM104 245V246H105ZM118 245V244H116ZM31 246V245H30ZM27 247L28 248H32L31 247ZM93 246V244H92ZM111 246V245H110ZM114 246V245H113ZM37 247V246H36ZM55 247V246H54ZM94 247V248H95ZM108 247V246H106ZM135 247V246H134ZM90 248V247H89ZM103 248V246H102ZM101 248V249H102ZM110 248V247H109ZM116 248V247H115ZM27 249V248H26ZM87 249V250H86ZM132 249V248H131ZM25 250V249H24ZM29 250V249H28ZM71 250H73L74 252L71 253ZM90 250V249H89ZM97 250V248H96ZM103 250V249H102ZM106 250V249H104ZM111 251V250H110ZM145 251V250H144ZM150 251V250H149ZM11 252V251H10ZM46 252V251H45ZM90 252V251H89ZM93 252V251H91ZM99 252V251H98ZM103 252V253H102ZM100 254L104 255V251H102ZM142 252V251H141ZM28 253V252H27ZM43 253V252H42ZM66 253V255H65ZM25 255L26 253L24 254H20L17 253L15 255H13V260L15 261V259H21V262L23 263L24 260H25ZM54 255V254H53ZM90 255V253H89ZM88 255V257H90ZM94 255L93 257L94 258H97L96 257V252L94 251ZM100 255V256H101ZM112 255V254H111ZM35 256V255H34ZM110 256V255H109ZM16 257V258H15ZM103 257V256H102ZM129 257V256H128ZM7 258V257H6ZM45 258L43 255L41 254H36V257L29 261L31 262V264H47L46 263V260L43 259ZM92 258V257H91ZM2 259V258H1ZM0 259V260H1ZM16 260V262H17ZM99 260V259H97ZM105 260V259H104ZM11 261V260H10ZM20 261V260H18ZM26 261V260H25ZM67 261V260H66ZM72 261V260H71ZM93 261V260H91ZM103 261V260H102ZM3 262V261H2ZM13 262V261H12ZM14 262V263H16ZM95 262V261H94ZM10 263V262H8ZM67 263H69L67 261ZM72 263V264H73ZM90 263V262H89ZM131 263V262H130ZM11 264V263H10ZM26 264V263H25ZM66 264V263H65ZM95 264V263H94ZM98 264V263H97Z\"/></svg>", "mask_w": 264, "mask_h": 264}]
</instances>
